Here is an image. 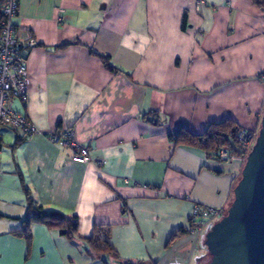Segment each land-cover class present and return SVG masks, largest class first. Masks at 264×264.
Returning <instances> with one entry per match:
<instances>
[{"label":"crops","instance_id":"1","mask_svg":"<svg viewBox=\"0 0 264 264\" xmlns=\"http://www.w3.org/2000/svg\"><path fill=\"white\" fill-rule=\"evenodd\" d=\"M14 26L20 43L36 41L30 96L14 108L39 133L2 130L0 264H210L211 229L190 231L194 205L224 214L244 166L174 135L231 120L259 131L264 10L253 0H19ZM69 128L94 163L49 141ZM23 187L43 210L76 217L81 237L109 231L116 255L42 223L30 241L19 236Z\"/></svg>","mask_w":264,"mask_h":264},{"label":"built area","instance_id":"2","mask_svg":"<svg viewBox=\"0 0 264 264\" xmlns=\"http://www.w3.org/2000/svg\"><path fill=\"white\" fill-rule=\"evenodd\" d=\"M2 3L0 9V157L3 129L16 131L24 139L32 138L39 133L36 127L14 108L16 102L26 104L30 96L28 61L25 55L36 46V41L29 38L20 43L16 38L14 20L17 17L19 0H3ZM237 134L238 153L232 154L229 147L221 148L212 157L217 164L240 163L245 165L247 156L256 146L259 133L240 129ZM48 139L54 145H60L69 150L73 149L75 154L71 160L74 163L80 165L94 163L91 149L76 140L73 128L57 130V132L48 135ZM97 164L103 167L105 162H97ZM223 218L221 209L209 204H196L191 214L192 232L200 235Z\"/></svg>","mask_w":264,"mask_h":264},{"label":"water","instance_id":"3","mask_svg":"<svg viewBox=\"0 0 264 264\" xmlns=\"http://www.w3.org/2000/svg\"><path fill=\"white\" fill-rule=\"evenodd\" d=\"M232 206L205 236L210 264H264V115Z\"/></svg>","mask_w":264,"mask_h":264},{"label":"trees","instance_id":"4","mask_svg":"<svg viewBox=\"0 0 264 264\" xmlns=\"http://www.w3.org/2000/svg\"><path fill=\"white\" fill-rule=\"evenodd\" d=\"M2 2L3 0H0V9L2 8ZM253 2L259 8L264 10V0H253ZM102 58L104 59L105 65L108 69L111 71L115 70V68H112L109 65L108 57ZM239 130L240 128L237 123L231 120L220 122V124H211L204 133L199 135H194L188 130H182L174 135V137L177 145L180 144L184 146L200 148L209 156L215 155L223 147H229L232 154H237V132ZM23 189H25L26 200L28 202V215L23 222L24 227L17 233L19 236H22L26 240L30 241L32 239V226L34 224L42 223L49 228L51 227L55 230H58L61 235H64L71 240L74 238H79L80 240L86 242L96 254L111 253L116 255L114 249L109 243V231L104 230V228L96 227L92 237L83 238L78 233L79 221L76 217L69 218L63 214L50 211L47 212L43 210L42 207L36 205L35 201L31 197L30 191L24 187ZM190 228V231H193L192 225ZM180 234L184 235L188 234V232L187 230L181 229L178 234L176 233L172 236L171 242Z\"/></svg>","mask_w":264,"mask_h":264},{"label":"rangeland","instance_id":"5","mask_svg":"<svg viewBox=\"0 0 264 264\" xmlns=\"http://www.w3.org/2000/svg\"><path fill=\"white\" fill-rule=\"evenodd\" d=\"M229 209H230V208H229ZM229 209H228V210H229ZM228 210H226V211L224 212L223 216H225V215L228 213ZM216 223H218V222H216ZM214 224H215V223H214ZM212 227H213V226H211L209 229H212ZM208 232H209V231H208ZM205 236H206V235H205ZM204 238H205V237H204Z\"/></svg>","mask_w":264,"mask_h":264}]
</instances>
